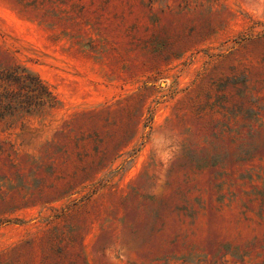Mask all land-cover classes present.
Masks as SVG:
<instances>
[{"label": "rangeland", "instance_id": "374dc122", "mask_svg": "<svg viewBox=\"0 0 264 264\" xmlns=\"http://www.w3.org/2000/svg\"><path fill=\"white\" fill-rule=\"evenodd\" d=\"M56 8L0 0L57 98L0 119V264H264V0Z\"/></svg>", "mask_w": 264, "mask_h": 264}, {"label": "trees", "instance_id": "16d2710c", "mask_svg": "<svg viewBox=\"0 0 264 264\" xmlns=\"http://www.w3.org/2000/svg\"><path fill=\"white\" fill-rule=\"evenodd\" d=\"M14 1L23 10L37 9L35 15L39 18H48L49 14L55 15L58 20L62 15L57 14L56 6L66 4V0ZM43 4L48 7L42 9ZM56 102V95L50 86L26 66L11 62L0 64V119L20 111L41 112L53 107Z\"/></svg>", "mask_w": 264, "mask_h": 264}]
</instances>
